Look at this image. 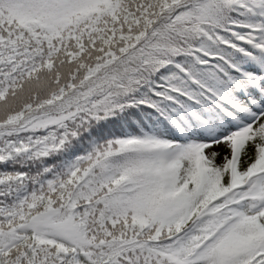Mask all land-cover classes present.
<instances>
[{"label": "snow or ice", "instance_id": "snow-or-ice-1", "mask_svg": "<svg viewBox=\"0 0 264 264\" xmlns=\"http://www.w3.org/2000/svg\"><path fill=\"white\" fill-rule=\"evenodd\" d=\"M0 264H264V0H0Z\"/></svg>", "mask_w": 264, "mask_h": 264}]
</instances>
